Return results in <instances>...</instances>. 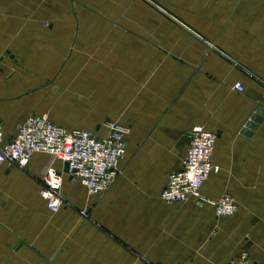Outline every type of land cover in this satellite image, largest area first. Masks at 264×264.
<instances>
[{
    "label": "crops",
    "instance_id": "1",
    "mask_svg": "<svg viewBox=\"0 0 264 264\" xmlns=\"http://www.w3.org/2000/svg\"><path fill=\"white\" fill-rule=\"evenodd\" d=\"M168 31L169 71H157L143 60L157 53L144 46ZM258 109L264 0H0L4 140L30 116L98 138L109 123L128 129L119 175L100 197L49 155L27 166L37 176L50 165L62 172L64 196L89 220L51 212L40 186L0 166V264H226L243 253L264 264V117L246 127ZM196 125L218 136L211 161L219 170L201 194L233 197L232 216L160 197ZM15 200L44 210H15Z\"/></svg>",
    "mask_w": 264,
    "mask_h": 264
},
{
    "label": "built area",
    "instance_id": "2",
    "mask_svg": "<svg viewBox=\"0 0 264 264\" xmlns=\"http://www.w3.org/2000/svg\"><path fill=\"white\" fill-rule=\"evenodd\" d=\"M233 88L242 92L243 86ZM108 132L98 138L84 130L67 131L46 116H30L18 127L12 139L5 141L0 126V166L26 171L33 155L43 153L67 165L70 177L79 181L89 196L100 197L119 175L118 163L127 143V127L109 123ZM218 136L196 125L188 133V146L180 171L170 173L160 197L168 204L193 200L198 206L213 207L216 217L232 216L237 210L233 197L223 195L216 200L201 194V187L211 173L218 172L211 159ZM39 196L51 212L71 206L62 193L63 173L51 165L39 179ZM80 217L88 218L86 209H77ZM226 264H258L243 253Z\"/></svg>",
    "mask_w": 264,
    "mask_h": 264
},
{
    "label": "rangeland",
    "instance_id": "3",
    "mask_svg": "<svg viewBox=\"0 0 264 264\" xmlns=\"http://www.w3.org/2000/svg\"><path fill=\"white\" fill-rule=\"evenodd\" d=\"M168 38H165L164 34H159L158 36V40L152 44H147L144 47L150 48L154 53H157V57L153 59V55H151L149 52L143 56V60H147L148 58L152 59L151 63H153L152 61H156L157 63V71H169V31H168ZM144 51V50H143ZM177 57H181L180 53H176ZM175 60L180 62V59H176V57H172ZM176 61V62H177ZM170 62H174V61H170ZM24 172L32 181H34L38 186L39 185V179L41 177V175L37 176L34 175L32 173H29L28 171H22ZM63 193V192H62ZM71 203V206L66 208V209H70V210H77L75 205L69 201ZM12 203V202H11ZM9 203L7 206L9 207L10 204ZM14 209L15 210H20V211H30V212H42L44 209L42 207V205L40 204V202L36 203L32 200H30L28 203L27 202H22L20 200H15L14 202ZM90 217L88 216L87 220H89ZM34 222L33 220H31V223ZM47 223L50 221H46Z\"/></svg>",
    "mask_w": 264,
    "mask_h": 264
},
{
    "label": "water",
    "instance_id": "4",
    "mask_svg": "<svg viewBox=\"0 0 264 264\" xmlns=\"http://www.w3.org/2000/svg\"><path fill=\"white\" fill-rule=\"evenodd\" d=\"M262 117H264V111L262 109H258L255 115L249 121V123H247L246 127L250 130H254L257 125L261 122ZM65 171L68 172L67 165H65Z\"/></svg>",
    "mask_w": 264,
    "mask_h": 264
}]
</instances>
